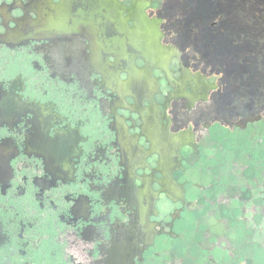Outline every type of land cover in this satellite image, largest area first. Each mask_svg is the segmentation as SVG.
<instances>
[{"label":"flooded vegetation","instance_id":"af4514ba","mask_svg":"<svg viewBox=\"0 0 264 264\" xmlns=\"http://www.w3.org/2000/svg\"><path fill=\"white\" fill-rule=\"evenodd\" d=\"M98 1L0 0V264H264V0Z\"/></svg>","mask_w":264,"mask_h":264},{"label":"water","instance_id":"95a60500","mask_svg":"<svg viewBox=\"0 0 264 264\" xmlns=\"http://www.w3.org/2000/svg\"><path fill=\"white\" fill-rule=\"evenodd\" d=\"M98 4L100 6H109V5H115L116 3L114 2V0H99ZM106 13H107V19L106 20H109V21L113 20L114 23L116 24V26H119L118 27L119 29H121L123 27L122 22L120 20H117V17H114V19H112L114 13H111L109 11H106ZM131 20L134 22V26L136 28L131 29V30L125 29V32L133 40L134 43L132 44V46H134V47L138 46L140 48V46H143V44H144V42L142 41V38H141L140 28L138 26L139 21L142 20L141 12L137 13V19L136 20H134L133 18H131Z\"/></svg>","mask_w":264,"mask_h":264}]
</instances>
